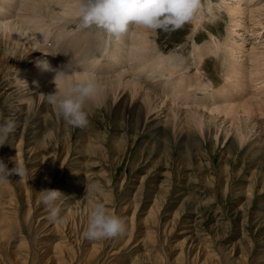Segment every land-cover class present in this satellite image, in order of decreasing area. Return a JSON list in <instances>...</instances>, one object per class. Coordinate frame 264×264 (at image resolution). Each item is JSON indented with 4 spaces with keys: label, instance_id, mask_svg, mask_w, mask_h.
I'll return each instance as SVG.
<instances>
[{
    "label": "bare ground",
    "instance_id": "bare-ground-1",
    "mask_svg": "<svg viewBox=\"0 0 264 264\" xmlns=\"http://www.w3.org/2000/svg\"><path fill=\"white\" fill-rule=\"evenodd\" d=\"M248 1L251 3L254 0H219L216 5L219 8H225L232 14L230 16L235 22L231 28L233 33L238 29H244L243 26L247 24L245 17L253 18L254 21L251 19V23L261 26V29L264 26V21L261 22L264 2H261L259 7L252 8L244 5ZM81 2L82 0H0V79L4 83L0 88V95L3 96L0 100V116L2 112H6L5 117L15 119L16 124L13 129L15 134L21 136L17 137L18 146L25 141L28 147L25 150L26 160L37 161L40 159L42 164L48 162L51 165H62L65 161L68 164H78L84 156L96 155L103 160L113 158L115 161L116 157L112 155L115 149L126 154L130 153V149L137 145V150L144 151L148 156L154 157L157 164L165 163L172 166L175 159L180 168L195 165L200 169L203 163L196 161V158L210 157V164H213L214 157L212 155L215 154V149L224 144L230 152L244 146L246 153L249 154L254 148L250 159H254L255 165L262 169V174L264 173L262 159L259 157V154L264 152V92L259 100L253 95L254 92L249 96H247L248 93H245L247 98L240 102L245 91L244 80L240 73L248 72L251 75L262 73L257 72L260 68L264 72V66L260 65L261 63L254 65L256 67L254 72V66L251 69L245 68L247 62L240 61L238 65L231 62V56L237 55L239 59L243 57L244 53L242 46L234 45L232 47L233 54L230 52L231 56L225 57L224 84L227 85L217 90L211 80L198 83L196 79L202 74L205 75L202 68L207 55L217 54L220 56L218 49L221 51L223 49L229 54L228 38L223 43H218L215 40L213 42L205 40L200 43L193 39L190 55L187 51L189 56L183 52H175V50L164 53L156 44L154 36L151 35L152 29L145 26L130 24L128 29L120 34H110L95 25L83 26L77 14ZM208 7L210 11H213L214 6L211 3ZM235 15L240 18L236 20ZM198 17L201 19L202 14ZM193 20L196 19L193 18ZM201 20L197 19L199 23ZM196 23L192 24L197 27L203 25L202 22L199 25L198 22ZM260 33L258 32V34ZM215 38L216 36L213 39ZM211 45L212 47H210ZM152 48L153 50L150 51L149 49ZM21 51L24 52L23 56ZM57 51L62 52L61 58L52 57L51 52ZM30 53L36 54L37 57L34 59L28 57V67H21L23 59ZM44 61L47 62V66L42 63ZM190 66H195L196 71L192 74L194 78L188 83H185L181 78L172 80L179 70ZM10 67L15 70L7 76ZM111 72L117 73L108 74ZM237 72L240 73L237 75ZM56 73H60L69 83L84 79H92L96 83V95L84 104L88 119L85 126L69 125L47 102L46 95L56 90L54 81ZM24 74L25 76L21 77ZM151 79L162 80L161 93L144 87L142 82ZM256 80L257 78H254L255 82ZM231 83H235L234 89L237 92L229 97L226 89ZM192 86L194 88L190 89ZM198 92L202 95H199ZM259 93L261 92L259 91ZM108 112L112 113L115 119L111 132L107 128L101 130L95 125L98 118ZM153 115L159 116L151 119ZM2 117H4L3 114ZM144 138L149 141L144 142ZM250 140H254V146L250 145ZM72 151L74 155L71 154ZM19 152L20 150H18ZM221 157L225 159V165H229L230 156L223 153ZM241 158L245 159V154ZM235 159H239L238 156ZM254 173L257 175L258 172L255 170ZM51 174L52 169L46 167L43 169V175L31 177L32 180L35 179V188L37 190L44 189L45 182ZM245 175L249 177V172ZM24 179V175L20 176L17 173L15 180L21 193L24 189L20 184ZM87 183L83 195L78 198L67 199L72 197L69 195L62 200L65 195L60 197V201H63L61 212L65 215L64 220L72 217L78 210L77 208L82 206L84 207L82 217H85L97 204L96 195L98 192L104 191L99 187L100 184ZM172 186V182L167 184L162 182L158 186H150L147 189V186L142 184L137 186L136 193L148 190L156 198H160L171 194ZM176 191L179 194L183 193L181 187ZM256 191V186L251 184L250 194ZM259 191L262 192V189ZM85 199L88 200L87 205L83 203ZM184 199H186L187 205L200 206V202L191 200L187 193H185ZM160 208L161 204H156V202L151 205L147 220L151 221L152 214H155ZM1 215L0 226L2 225L4 228L0 231V241L4 242L10 232L9 228L5 226H9L10 222L6 220V215L3 217ZM52 223L53 228L60 224L58 221ZM191 227L190 225L184 226L186 230L183 232L189 233L187 236H192L191 238H196L195 235L198 233ZM63 230V234L71 235L67 233L66 228L63 227ZM23 242L24 240L18 246L23 247L26 243ZM64 244L62 241L46 244L42 251L44 264H71L72 260L80 254L86 259L97 254V248L94 246L88 248V245H85L83 250L78 252L74 249L76 246L74 241L71 246ZM25 248L27 247L25 246ZM20 256L22 257V255ZM26 256L29 255H25L24 258ZM74 261L76 263V259Z\"/></svg>",
    "mask_w": 264,
    "mask_h": 264
},
{
    "label": "rangeland",
    "instance_id": "rangeland-1",
    "mask_svg": "<svg viewBox=\"0 0 264 264\" xmlns=\"http://www.w3.org/2000/svg\"><path fill=\"white\" fill-rule=\"evenodd\" d=\"M218 1L202 0L203 7L197 13L198 15H195L194 19L196 20L184 24L179 29L174 31L152 29L151 33L156 44L164 53L175 50V52H183L186 56L190 55L194 40L200 43L205 40L209 42L215 40L218 43H223L228 38L229 54L224 52L223 49L222 51L218 49L220 56L209 54L205 57L206 61L203 63L202 72L205 75L202 74L201 79L205 76L213 80L216 85L214 88L225 83V57L231 56L230 52L233 54L232 47L234 45L236 47L242 46L244 53L243 57L239 59L237 55L231 56V62H235L237 65L240 61L247 62L246 69H251L256 63H261L260 65L264 66V26L261 29V26L251 23V19L254 21L253 18L249 17V20L248 17H245L247 24L243 26L244 29H238L237 32L233 33L231 28L235 22L232 21V16H230L232 14L223 7H217ZM261 2L263 3L264 0H254L251 3L248 1L244 5L256 8L262 4ZM210 3L214 6L213 11L208 9ZM201 14L202 20L198 17ZM246 15H248V12H246ZM261 17L262 22L264 21V11H262ZM239 18L240 16L235 15L236 20ZM197 19L201 20L203 25L197 27L196 22H198V25L201 23ZM247 29L249 30L247 31ZM258 32L261 33L258 34ZM212 34L214 35L212 36ZM189 35L191 38L188 37ZM215 36L216 38L213 39ZM149 50L151 51L153 48ZM23 54L24 52L21 51L22 56ZM56 54L59 56V52H56ZM28 57L34 59L37 55L27 54L21 67H28ZM253 57L258 58L251 59ZM255 68L254 66V72ZM14 70L15 68L10 67L7 76L13 73ZM195 71V66L184 68L179 70L172 80L181 78L185 83H188L194 78L192 74ZM257 72L262 73L251 75L248 72L245 74L237 72V75L240 73L244 80L245 87L244 96L240 102L252 92H254L253 95L257 100L264 95H262L264 92V89H262L264 88V79H262L264 72L261 68ZM23 76L25 74L21 77ZM254 78H257L256 82ZM161 82V79H151L144 80L142 84L151 91L161 93ZM3 84L2 79H0V88ZM231 84L228 85L234 89L235 83ZM193 88L194 86L190 87V89ZM245 93H248L247 96ZM198 94L202 95L200 92ZM2 98L3 96L0 95V100ZM2 114L4 117L7 115L6 112H2L0 117H2ZM158 116L153 115L151 119ZM114 120V115L108 112L101 115L95 125L101 130L107 128L111 132ZM15 133L12 129L8 134L7 141L0 144V157L8 160L9 168L18 163V165L25 168V179L20 184L24 191L21 193L15 180L17 173L12 172L8 176H0V203L2 202L0 204V215L1 213L2 217L6 215V220L10 222L9 226H5L10 230L6 241H0V264H22V262L23 264H30V262L31 264L33 262L34 264H44L42 261L44 253L42 251H44L45 245L57 241H62V244L66 242L64 245L67 246H71L74 241L76 244L74 249L78 252H81L85 245H88V248L92 246L97 248V254L94 257L86 259L80 254L74 258L76 263L72 260L71 264H264V173L262 174V169L255 165L254 159H250L254 148L248 154L244 146L230 152L224 144L219 145L215 149V154L212 155L214 157L213 164H210V157L196 158V161L203 163L200 169L195 165L180 168L177 166L175 159L172 166L165 163L157 164L154 157L148 156L144 151L137 150V145L130 149V153L126 154L115 149L112 154L113 157H116L115 161H113V158L103 160L100 156L86 155L82 160H79L78 164H68L65 161L62 165H51L48 162L42 164L40 159L37 161L26 160L25 150L28 148L26 142L24 141L18 146L17 137L21 136ZM144 139V142L149 141H147V138ZM249 143L251 146L255 144L254 140H250ZM18 150H20L19 153ZM222 152L230 156L231 162L229 165H225V159L220 158ZM71 154L74 155V152L72 151ZM244 154L245 159L241 158ZM254 154L257 155V153ZM237 156L239 159H235ZM259 157L262 159V166H264V152H261ZM46 167L52 169V174L47 178L45 188L61 190L60 192L64 193L62 197L65 195L62 200L69 195L72 197L67 199L71 200L83 195L87 182L100 184L99 187L104 192H98L96 203H103L109 213L119 216L124 222L125 230L115 237L89 240L83 236L89 218L88 213L85 217H82L84 207L77 208L78 210L72 217L64 220L65 215L61 212L63 201H60V198L55 202V206L60 209L61 220H58V223L60 222L58 227L53 228V223L48 218L49 209L41 203L40 190L35 188V179L32 180L31 178L43 175V169ZM255 170L258 172L257 175L254 173ZM245 172H249V177L245 175ZM168 181L172 182L173 185L172 193L168 196L156 198L148 190L136 193L137 186L142 184L146 185L148 189V187L158 186L162 182L167 184ZM251 184H254L257 188V191L253 194L249 192ZM176 187L177 189L181 187L183 193H177ZM259 189H262V192ZM185 193L190 196L191 200L199 201L200 206L187 205L185 203L186 199H184ZM155 202L161 204V208L155 214H152V219L149 217L151 221H148L149 208ZM83 203L87 205L88 200L85 199ZM186 225L196 229L195 231L198 233V235H195L196 238H191L192 236H187L189 233L183 232L186 230L184 228ZM63 227L67 229V233L71 234L70 236L63 234ZM3 228L1 225L0 231ZM23 240V243L26 242L24 245L27 248L25 249L24 245L23 247L18 246ZM17 249H22L23 252ZM205 250L208 252L206 253ZM24 253L29 256L24 258Z\"/></svg>",
    "mask_w": 264,
    "mask_h": 264
},
{
    "label": "clouds",
    "instance_id": "clouds-1",
    "mask_svg": "<svg viewBox=\"0 0 264 264\" xmlns=\"http://www.w3.org/2000/svg\"><path fill=\"white\" fill-rule=\"evenodd\" d=\"M201 6L202 0H82L77 14L83 26L95 25L110 34L123 33L130 24L174 31L192 21ZM42 63L47 66L46 61ZM54 81L56 90L46 95L47 102L69 125L85 126L88 119L84 104L97 92L94 80L69 83L60 73H56ZM15 124L12 117H0V144L7 141ZM8 163V160L0 157V176H8L12 172L20 176L25 174L23 166L15 164L9 168ZM39 194L41 203L49 209V220H61L60 209L55 206V202L63 195L60 190L44 188ZM124 230L123 220L109 213L103 203H97L89 214L83 236L89 240L111 238Z\"/></svg>",
    "mask_w": 264,
    "mask_h": 264
}]
</instances>
